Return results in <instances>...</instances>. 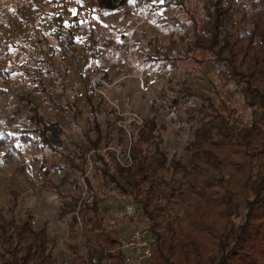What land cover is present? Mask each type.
<instances>
[{
	"label": "trees",
	"instance_id": "obj_1",
	"mask_svg": "<svg viewBox=\"0 0 264 264\" xmlns=\"http://www.w3.org/2000/svg\"><path fill=\"white\" fill-rule=\"evenodd\" d=\"M93 1L102 15L120 13L126 20L144 3V0ZM191 3L192 0H154L146 4V10L153 13L161 9L159 21L185 32L188 38L186 53L192 63L199 69L209 64L225 84H235L247 106L256 114L257 123L244 124L236 110L217 105L210 97H204L200 106L191 101V96L175 99L171 110L184 107L189 118L196 121L189 166L172 161L170 180L160 179L152 155V150L160 145L151 126L132 142L130 152L134 166L131 179L126 183L114 171V164L120 172L124 168L118 161L117 151L112 150V136L103 130L97 116L96 104L104 99L96 89H103L104 84L92 82L89 75H83L94 119L83 143L65 157L70 173L84 179L88 189L85 191L80 180L74 178L72 191L54 190L60 202L59 218L70 227L67 251L73 257L72 264H92L94 259L125 264L116 228H106L96 199L85 197L93 191L87 175L88 157L92 152L96 154L95 176H101L117 190L133 196L149 222L153 236L149 264H264V0H205L201 16L189 10ZM59 22L61 29H65L56 36L57 51L63 60L76 57L79 38L84 40L86 51L94 58H98L106 46L119 42L94 21H84L82 5L77 8L73 27L66 25L63 15ZM156 45L150 41V48H156L153 61L172 59L171 49L163 44ZM10 74L8 70H0V77L7 80ZM101 79L109 81L107 74ZM38 81V78L34 80ZM214 94L219 95L216 91ZM25 100L26 117L21 136L0 140V145L8 144L23 158V168L27 167V161L23 152L16 149L18 138L55 155L68 150L62 124L47 119L38 105ZM68 107L73 108L72 105ZM228 165L235 171L232 179L224 175ZM54 166L44 155L41 173L51 176L56 169ZM182 171L186 176L184 181L178 177ZM246 191L251 197L245 200L243 207L240 198ZM181 203L185 204L184 214L177 211ZM243 209L245 222L235 226L234 219L241 216ZM0 264L59 262L53 250L47 249L44 233L36 232L32 223L25 222L18 229L15 243H0Z\"/></svg>",
	"mask_w": 264,
	"mask_h": 264
},
{
	"label": "rangeland",
	"instance_id": "obj_2",
	"mask_svg": "<svg viewBox=\"0 0 264 264\" xmlns=\"http://www.w3.org/2000/svg\"><path fill=\"white\" fill-rule=\"evenodd\" d=\"M152 1L144 0L126 20L120 13L102 15L93 0H0V70L11 72L9 80L0 77V140L9 141L21 136L27 98L40 107L47 119L62 124L68 149L55 155L18 138L16 149L23 152L27 161V167L23 168V158L15 149L8 144L0 145V243H15L19 227L29 222L36 232L44 233L47 249L53 250L59 264H72L73 257L67 251L70 227L59 218L60 202L54 190L72 191L74 178L80 180L85 191L88 189L84 179L70 173L65 157L83 143L94 119L82 81L85 74L93 79L92 82L104 84L103 89H96L104 99L96 104L97 116L103 130L112 136V150L117 151L118 161L124 168L120 172L114 164V171L126 183L131 179L134 166L130 152L132 142L151 126L160 145L152 150L160 179L170 180L172 161L189 166L196 121L189 118L184 107L171 110L175 99L191 96V101L200 106L204 97H210L217 105L236 110L244 124L257 123L256 114L247 106L235 84H225L209 64L199 69L192 63L186 53L188 38L185 32L159 21L161 9L147 12L146 4ZM79 5L84 7V21H94L119 42L106 46L102 54L94 58L86 51L84 40L79 38L76 57L63 60L57 51L56 37L59 31L65 30L60 27V15L67 26L73 27ZM204 9L205 0H192L189 7L198 16ZM150 41L171 49L172 59L153 61L156 48H150ZM104 74L108 75L109 81L101 79ZM37 78L39 81L34 82ZM70 105L73 108H69ZM18 109L20 111L16 113ZM118 142L122 144L117 146ZM44 155L55 165L51 176L41 173ZM95 158V152L88 157L87 175L93 191L85 197L96 199L105 227L116 228L119 240L127 228L149 226L133 196L117 190L101 176H95ZM184 173H178L182 181L186 178ZM224 175L229 179L234 177L231 165L225 168ZM250 197L249 191L241 195L243 207ZM128 205L134 206L138 213L134 219L126 215ZM177 211L184 214L185 204L181 203ZM245 214L243 209L241 216L234 219L235 226L245 222ZM79 224L82 230L81 218ZM84 242L82 238L81 245Z\"/></svg>",
	"mask_w": 264,
	"mask_h": 264
},
{
	"label": "built area",
	"instance_id": "obj_3",
	"mask_svg": "<svg viewBox=\"0 0 264 264\" xmlns=\"http://www.w3.org/2000/svg\"><path fill=\"white\" fill-rule=\"evenodd\" d=\"M134 206L126 207V215L130 218L137 216ZM153 236L149 226L127 228L126 234L119 239V251L125 264H149L153 254ZM83 253H85L83 251ZM92 264H112L109 259L99 262L97 259Z\"/></svg>",
	"mask_w": 264,
	"mask_h": 264
},
{
	"label": "snow or ice",
	"instance_id": "obj_4",
	"mask_svg": "<svg viewBox=\"0 0 264 264\" xmlns=\"http://www.w3.org/2000/svg\"><path fill=\"white\" fill-rule=\"evenodd\" d=\"M161 2H162V0H161Z\"/></svg>",
	"mask_w": 264,
	"mask_h": 264
}]
</instances>
